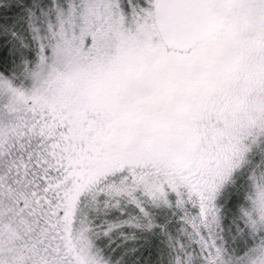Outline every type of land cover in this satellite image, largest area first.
I'll return each instance as SVG.
<instances>
[{"label":"rangeland","instance_id":"obj_1","mask_svg":"<svg viewBox=\"0 0 264 264\" xmlns=\"http://www.w3.org/2000/svg\"><path fill=\"white\" fill-rule=\"evenodd\" d=\"M31 2L22 61L37 66L21 85L0 74V264H162L167 242L188 251L177 264H232L224 249L254 243L246 229L261 237L248 264H264V76L251 31L194 102L156 0Z\"/></svg>","mask_w":264,"mask_h":264},{"label":"flooded vegetation","instance_id":"obj_2","mask_svg":"<svg viewBox=\"0 0 264 264\" xmlns=\"http://www.w3.org/2000/svg\"><path fill=\"white\" fill-rule=\"evenodd\" d=\"M203 2L212 15L213 34L198 42L188 52L175 50L185 57L184 59H189L187 64L191 69L189 73L193 75L190 86L194 102L202 84L220 73L222 60L236 57L235 54L240 47L239 41L246 34L245 30L251 31L253 38L246 34L251 44L258 43L261 63L259 67L264 76V0H203ZM202 49L205 50L201 51Z\"/></svg>","mask_w":264,"mask_h":264},{"label":"trees","instance_id":"obj_3","mask_svg":"<svg viewBox=\"0 0 264 264\" xmlns=\"http://www.w3.org/2000/svg\"><path fill=\"white\" fill-rule=\"evenodd\" d=\"M8 2H10L11 5L5 8L4 5ZM0 7L2 9V16L0 17V26H2V32L0 31V74L10 83L14 85H21L24 82L22 79L24 71L28 67L33 66L32 64L34 63V68L37 66V60L33 62V59L29 58L25 62L22 61V56H24L25 58L29 53L31 54V56L33 55L34 48L31 46L30 42H28V36L30 37V29L28 31L26 24L29 18L28 8H34V3H32L31 0H0ZM3 15L7 17L6 21L2 20ZM17 32H19V35H21V37H17L16 39L15 37ZM26 43L28 46H26ZM10 45H16V49L21 50L22 52L21 55L17 54L15 56V54H13V56H11L12 62L10 61L11 59L9 56ZM19 52L20 51H17V53ZM249 224L250 223L248 222L245 225H242L241 229L244 230L247 227L250 229ZM127 230L128 229L123 232L125 237L130 234V232ZM244 232L249 234V238L254 239V243L248 246L242 243V247L240 249H232L229 251V253L226 251V249H224L227 253L229 261L232 264H248L250 258L254 257L253 251L255 250V246L260 245L261 237L259 233H253L252 229H250V231L246 229L244 230ZM178 234V236H180V233ZM167 244L168 246L164 245L165 248L163 249L162 254L160 256V259L163 261L162 264H177L178 257H181V259L186 258V254H188V251H185L181 247L175 248L174 246H171L168 242ZM195 252L198 253V251H193L192 253L195 254ZM197 262L199 263V261ZM156 264L158 263L156 262Z\"/></svg>","mask_w":264,"mask_h":264},{"label":"water","instance_id":"obj_4","mask_svg":"<svg viewBox=\"0 0 264 264\" xmlns=\"http://www.w3.org/2000/svg\"><path fill=\"white\" fill-rule=\"evenodd\" d=\"M155 23L168 49L190 51L214 32L203 0H156Z\"/></svg>","mask_w":264,"mask_h":264}]
</instances>
